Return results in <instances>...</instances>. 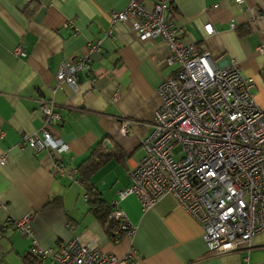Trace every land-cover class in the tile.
Wrapping results in <instances>:
<instances>
[{
    "label": "crops",
    "instance_id": "obj_1",
    "mask_svg": "<svg viewBox=\"0 0 264 264\" xmlns=\"http://www.w3.org/2000/svg\"><path fill=\"white\" fill-rule=\"evenodd\" d=\"M137 1L150 9L158 0ZM165 1L176 38L208 51L215 66L235 63L251 79L255 103L264 107V50H257L264 46V0ZM126 2L0 0V154L7 152L0 165V264H55L49 259L28 263L24 256L33 240L41 247H56L73 236L117 257L131 252L117 264H241L244 256L250 264H263L264 230L252 236L248 249L211 255L199 223L171 195L146 210L133 194L117 197L128 185V170L143 155L141 140L160 106L156 88L176 67L166 63L167 49L158 38L138 41L124 22L106 34L110 11ZM67 20L71 28L63 26ZM206 23L211 34L204 31ZM96 41L91 72L77 73L75 89L62 84L51 94L59 65L69 64ZM16 46L24 56L14 53ZM40 97L54 101L58 118L48 132L66 144L65 151L34 150L22 140L24 133L39 135ZM122 121L128 122L125 137L117 134ZM103 137L121 149L122 161L105 163L93 173L92 182L101 199L106 204L117 201L135 226L131 238L114 242L105 224L88 210L81 183L53 167L76 169ZM25 215H30L31 234L21 235L7 220Z\"/></svg>",
    "mask_w": 264,
    "mask_h": 264
},
{
    "label": "built area",
    "instance_id": "obj_2",
    "mask_svg": "<svg viewBox=\"0 0 264 264\" xmlns=\"http://www.w3.org/2000/svg\"><path fill=\"white\" fill-rule=\"evenodd\" d=\"M169 9L165 0H158L150 9L137 0H127L122 9L110 11L106 34H111L115 23L124 22L138 41L158 38L167 49L166 63L176 66L174 74L156 88L160 106L141 140L143 155L128 170V185L117 197L133 194L146 210L162 196L171 195L199 223L208 254L248 249L252 236L264 230V107L255 103L252 81L240 74L235 63L215 66L208 51L176 38L167 18ZM63 26L71 28L72 21ZM203 28L206 34L213 31L209 23ZM98 44L90 43L87 52L59 65L51 94L62 84L75 89L77 73L91 72L90 54L98 51ZM257 50L263 51L264 46ZM14 53L25 54L20 46ZM38 104L43 115L39 135L24 133L22 140L34 150L65 151L66 144L48 132L58 118L53 99L40 97ZM127 132L128 122L122 121L117 134L125 137ZM6 157L7 152L0 154V165ZM53 167L80 183L75 168ZM107 205L109 239L131 238L135 226L118 202ZM29 220L30 215H25L7 223L24 235L31 234ZM109 222H113L110 228ZM28 252L55 264H117L131 257V252L122 257L103 252L76 236L56 247H41L33 240ZM241 264H250L247 256Z\"/></svg>",
    "mask_w": 264,
    "mask_h": 264
},
{
    "label": "trees",
    "instance_id": "obj_3",
    "mask_svg": "<svg viewBox=\"0 0 264 264\" xmlns=\"http://www.w3.org/2000/svg\"><path fill=\"white\" fill-rule=\"evenodd\" d=\"M106 142L110 143V147L105 146ZM111 159L119 162L122 161V151L110 138L103 137L95 142L88 150L85 158L76 167V176L84 190V197L88 210L95 218L99 219L104 224L107 223L109 208L101 199L91 178L95 171ZM112 226L113 222H109L108 227L110 228ZM24 259L28 263L32 260L42 261V259L32 257L29 252L24 256Z\"/></svg>",
    "mask_w": 264,
    "mask_h": 264
},
{
    "label": "water",
    "instance_id": "obj_4",
    "mask_svg": "<svg viewBox=\"0 0 264 264\" xmlns=\"http://www.w3.org/2000/svg\"><path fill=\"white\" fill-rule=\"evenodd\" d=\"M106 147H109V143H105ZM79 202H82V199H78L77 203L79 204Z\"/></svg>",
    "mask_w": 264,
    "mask_h": 264
}]
</instances>
